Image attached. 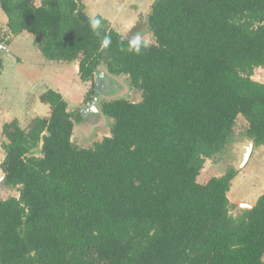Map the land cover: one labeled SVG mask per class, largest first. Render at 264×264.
Returning a JSON list of instances; mask_svg holds the SVG:
<instances>
[{
    "label": "trees",
    "instance_id": "trees-1",
    "mask_svg": "<svg viewBox=\"0 0 264 264\" xmlns=\"http://www.w3.org/2000/svg\"><path fill=\"white\" fill-rule=\"evenodd\" d=\"M0 7V44L27 32L44 59L78 61L87 96L120 77L140 95L99 100L110 133L89 147L72 141L78 111L52 88L39 96L47 116L2 124L1 181L18 195L0 196V264H264V192L233 213L236 169L198 180L238 117L264 145V81L252 78L264 68V0H153L128 35L98 15L107 49L80 0ZM136 32L152 41L141 55L126 51Z\"/></svg>",
    "mask_w": 264,
    "mask_h": 264
},
{
    "label": "crops",
    "instance_id": "crops-1",
    "mask_svg": "<svg viewBox=\"0 0 264 264\" xmlns=\"http://www.w3.org/2000/svg\"><path fill=\"white\" fill-rule=\"evenodd\" d=\"M34 1L36 4L40 3V0ZM80 1L87 15L96 14L103 17L113 29L121 34L131 33L141 28L144 17L153 2V0ZM142 13H145L144 16L137 21ZM6 23L7 17L0 7V31L3 34L7 30ZM4 39H8V43L0 45V58L2 59L0 78H4L0 80L4 82L5 87V112L0 115V123L15 119L20 127L25 128L34 117L47 116L50 112L49 105L42 103L39 99L43 91L52 88L66 95V98L71 95L72 92L69 90L71 84L74 83L76 73L78 74V62L44 59L34 45L33 35L27 32L15 36L7 34ZM77 81L81 82L79 76ZM86 91L88 90L85 89L81 94ZM80 96L76 100H79ZM66 101L69 104L68 100ZM249 142L252 141L248 140ZM3 156L0 147V162ZM238 185H240L238 187L240 191L233 193ZM263 192L264 145H252L251 153L243 169L237 172L232 180L227 195L231 203L238 206L245 203L251 207Z\"/></svg>",
    "mask_w": 264,
    "mask_h": 264
},
{
    "label": "rangeland",
    "instance_id": "rangeland-1",
    "mask_svg": "<svg viewBox=\"0 0 264 264\" xmlns=\"http://www.w3.org/2000/svg\"><path fill=\"white\" fill-rule=\"evenodd\" d=\"M144 14L145 13H142V15H139L137 21L141 19L144 16ZM1 33L2 31H0V34ZM128 33L129 32L124 33V34L128 35ZM5 44L7 43L2 42L0 45H5ZM75 62H78V61H75ZM252 78L258 81H264V68H255L252 74ZM0 79H4V78H0ZM74 79H75L74 83L71 84V88L69 90V92H72L71 95L66 98V95L62 94L63 97L69 102V104L67 105V108L70 111L80 110L83 106H85L87 103L90 102V100H88V97L89 99L93 98L91 94L87 96V91L86 93H82L83 95L81 94V92L85 91V89L88 90L90 88L91 82L90 81L78 82L77 73ZM96 80L97 82L99 81L98 79ZM116 81H117V84L120 86V88L117 89L116 87L115 89L117 90L115 91V89L113 88L114 86H112L114 84H111V87L108 88L106 92L101 93L100 96L97 98V104L99 103V100L108 99L111 97L124 96L132 100H138L140 98L139 92L129 87L124 77H120ZM79 95H81L80 99L76 100V98L79 97ZM7 103H9V101ZM3 112H5V87H4V82L0 80V115ZM86 114L87 113L84 112L81 118L82 121L78 125H76L75 131L72 136V141L77 146H80V147L92 146L96 141L101 140L104 136H107L110 133L111 120H109L108 118L100 114H96V115L87 114L88 116H85ZM1 124L2 122L0 123V125ZM244 128H245L244 119L242 117H238L234 125V134L232 136V139L226 145L223 152L216 156H213L212 158L205 159V162L203 164L202 169L200 170L199 177H198V180L200 182L207 180L209 177L213 175H220L224 173V171L228 167H232L236 169L237 172H240V170L243 169L244 164L243 165L241 164L242 155L245 151V147L248 144V140H249L242 134V132L244 131ZM0 133H1V129H0ZM2 140H3V136L0 134V144ZM1 178H2V172L0 170V196L3 198H6L9 196L18 195V192L16 191V189L5 187L1 181ZM239 186L240 185L237 186V188L234 190L233 193H238L240 191V188L238 189ZM238 208H241V206L236 205L235 207H232L231 211L235 213Z\"/></svg>",
    "mask_w": 264,
    "mask_h": 264
},
{
    "label": "clouds",
    "instance_id": "clouds-1",
    "mask_svg": "<svg viewBox=\"0 0 264 264\" xmlns=\"http://www.w3.org/2000/svg\"><path fill=\"white\" fill-rule=\"evenodd\" d=\"M102 26L103 22L99 16L93 14L89 17L90 30L98 37L102 36L100 47L102 49H107L112 43V37L108 34L101 33ZM151 43L152 41L150 39L142 38L141 32H136L134 37L128 39L126 51L134 55H141L144 50L149 48Z\"/></svg>",
    "mask_w": 264,
    "mask_h": 264
},
{
    "label": "flooded vegetation",
    "instance_id": "flooded-vegetation-1",
    "mask_svg": "<svg viewBox=\"0 0 264 264\" xmlns=\"http://www.w3.org/2000/svg\"><path fill=\"white\" fill-rule=\"evenodd\" d=\"M97 82V81H96ZM98 84V83H97ZM111 84H112V81L109 79V80H105L103 82H101V84L98 85V88L96 89V100H95V104H90L89 106L86 107V111L85 113H87L88 115H96V114H100L101 115V112H100V108H99V103L97 104V98L100 96V94L102 93V89L104 87H106L105 89L108 90V88L111 87ZM113 86V85H112ZM94 96V94H92V97ZM92 98L88 99L91 101ZM94 107H96V109H94ZM79 111V110H78ZM84 114V113H83ZM85 115V116H88V115ZM83 116V115H82ZM80 120L82 117H79ZM82 121V120H81Z\"/></svg>",
    "mask_w": 264,
    "mask_h": 264
},
{
    "label": "water",
    "instance_id": "water-1",
    "mask_svg": "<svg viewBox=\"0 0 264 264\" xmlns=\"http://www.w3.org/2000/svg\"><path fill=\"white\" fill-rule=\"evenodd\" d=\"M136 28V27H135ZM100 74H102V73H100ZM96 89H95V94H94V96H93V98L91 99V101L89 102V103H87L85 106H83L79 111H78V115H79V117H82V115H83V113L86 111V107L87 106H89L90 104H95V100H96ZM94 106V105H93ZM94 109H96V107H94ZM252 145H253V142H249L247 145H246V147H245V151H244V153H243V155H242V161H241V164L243 165V164H245V162L247 161V159H248V157H249V155H250V153H251V149H252ZM1 180H2V178H1ZM240 206L241 207H248L249 208V206H247V204H245V203H241L240 204Z\"/></svg>",
    "mask_w": 264,
    "mask_h": 264
}]
</instances>
